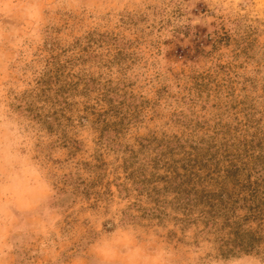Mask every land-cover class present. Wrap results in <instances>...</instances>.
<instances>
[{
    "label": "rangeland",
    "instance_id": "1",
    "mask_svg": "<svg viewBox=\"0 0 264 264\" xmlns=\"http://www.w3.org/2000/svg\"><path fill=\"white\" fill-rule=\"evenodd\" d=\"M0 264H264V0H0Z\"/></svg>",
    "mask_w": 264,
    "mask_h": 264
}]
</instances>
